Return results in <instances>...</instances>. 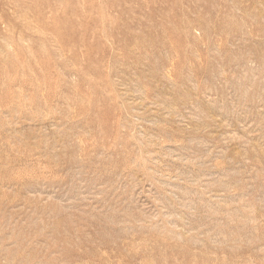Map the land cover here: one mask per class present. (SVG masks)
<instances>
[{"label": "rangeland", "instance_id": "obj_1", "mask_svg": "<svg viewBox=\"0 0 264 264\" xmlns=\"http://www.w3.org/2000/svg\"><path fill=\"white\" fill-rule=\"evenodd\" d=\"M0 264H264V0H0Z\"/></svg>", "mask_w": 264, "mask_h": 264}]
</instances>
